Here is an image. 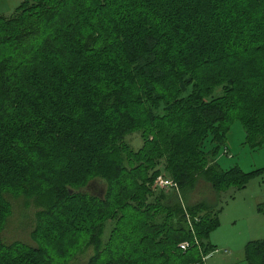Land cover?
<instances>
[{
    "label": "trees",
    "instance_id": "1",
    "mask_svg": "<svg viewBox=\"0 0 264 264\" xmlns=\"http://www.w3.org/2000/svg\"><path fill=\"white\" fill-rule=\"evenodd\" d=\"M235 120L264 145V0H22L0 15V264H205L222 207L195 187L264 176L219 163ZM10 199L36 245L2 236Z\"/></svg>",
    "mask_w": 264,
    "mask_h": 264
},
{
    "label": "rangeland",
    "instance_id": "2",
    "mask_svg": "<svg viewBox=\"0 0 264 264\" xmlns=\"http://www.w3.org/2000/svg\"><path fill=\"white\" fill-rule=\"evenodd\" d=\"M21 1L0 0V15L12 14ZM127 139L136 149L142 145L141 136L137 132L130 134ZM217 159L223 168L239 165L244 171H253L264 167V145L252 148L246 142V131L242 124L235 120L228 135L227 148L221 150ZM163 166V163H160L163 180L170 179ZM159 176L152 185L154 190L175 191L171 186L157 183ZM92 189L95 192L101 191V187L94 182ZM201 199H207L215 207H222L218 215L219 226L209 237V241L217 247V250L209 254L205 264H246L244 259L246 244L264 238V176L252 178L244 188H230L224 191L219 199L218 193L213 191L209 183L200 181L195 187L193 200L195 202ZM10 201L13 204V214L2 236L8 242L22 240L36 245L30 234L34 208L26 206L22 199H10ZM110 229L111 224H108L106 236ZM93 252L92 248H85L67 264H87Z\"/></svg>",
    "mask_w": 264,
    "mask_h": 264
},
{
    "label": "built area",
    "instance_id": "3",
    "mask_svg": "<svg viewBox=\"0 0 264 264\" xmlns=\"http://www.w3.org/2000/svg\"><path fill=\"white\" fill-rule=\"evenodd\" d=\"M162 176L163 175L159 176L157 183H159L161 185H168V186H171L172 188H175V190H178V184L172 178H170V179L169 178H165L166 180H163ZM179 245H180V247L183 250H187L189 248V246H190V242L183 241ZM208 256L209 255H206V256L203 257L204 263L207 261ZM194 264H200V263L196 262Z\"/></svg>",
    "mask_w": 264,
    "mask_h": 264
},
{
    "label": "water",
    "instance_id": "4",
    "mask_svg": "<svg viewBox=\"0 0 264 264\" xmlns=\"http://www.w3.org/2000/svg\"><path fill=\"white\" fill-rule=\"evenodd\" d=\"M103 192H104V189L103 188H101V191L100 192H97L98 194H103Z\"/></svg>",
    "mask_w": 264,
    "mask_h": 264
}]
</instances>
